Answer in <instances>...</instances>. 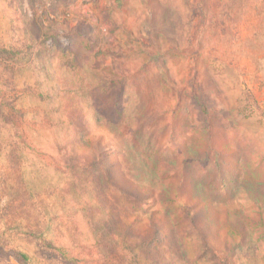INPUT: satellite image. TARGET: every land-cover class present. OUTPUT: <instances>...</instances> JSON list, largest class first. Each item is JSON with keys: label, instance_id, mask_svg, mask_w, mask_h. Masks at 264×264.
I'll return each mask as SVG.
<instances>
[{"label": "rangeland", "instance_id": "374dc122", "mask_svg": "<svg viewBox=\"0 0 264 264\" xmlns=\"http://www.w3.org/2000/svg\"><path fill=\"white\" fill-rule=\"evenodd\" d=\"M0 264H264V0H0Z\"/></svg>", "mask_w": 264, "mask_h": 264}, {"label": "trees", "instance_id": "16d2710c", "mask_svg": "<svg viewBox=\"0 0 264 264\" xmlns=\"http://www.w3.org/2000/svg\"><path fill=\"white\" fill-rule=\"evenodd\" d=\"M10 67H11V70L13 71L14 66H13V64H12V61H11V63H10Z\"/></svg>", "mask_w": 264, "mask_h": 264}]
</instances>
